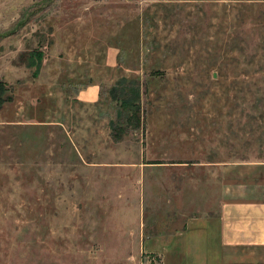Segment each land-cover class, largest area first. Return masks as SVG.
<instances>
[{"label": "rangeland", "instance_id": "1", "mask_svg": "<svg viewBox=\"0 0 264 264\" xmlns=\"http://www.w3.org/2000/svg\"><path fill=\"white\" fill-rule=\"evenodd\" d=\"M0 81V264L132 256L98 243L264 165V0H0Z\"/></svg>", "mask_w": 264, "mask_h": 264}, {"label": "crops", "instance_id": "2", "mask_svg": "<svg viewBox=\"0 0 264 264\" xmlns=\"http://www.w3.org/2000/svg\"><path fill=\"white\" fill-rule=\"evenodd\" d=\"M221 170L212 191H199L197 204L173 201L164 212L142 214L133 226L119 225L98 243L132 256L69 264H151L147 255L159 264H264V165L231 163Z\"/></svg>", "mask_w": 264, "mask_h": 264}, {"label": "trees", "instance_id": "3", "mask_svg": "<svg viewBox=\"0 0 264 264\" xmlns=\"http://www.w3.org/2000/svg\"><path fill=\"white\" fill-rule=\"evenodd\" d=\"M4 84L0 81V108L3 106L4 102L7 98L4 96L5 88H3Z\"/></svg>", "mask_w": 264, "mask_h": 264}]
</instances>
